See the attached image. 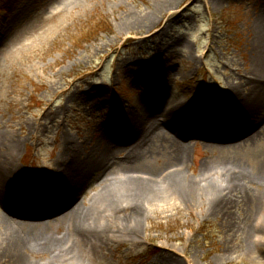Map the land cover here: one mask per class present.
<instances>
[{
	"label": "rangeland",
	"instance_id": "obj_1",
	"mask_svg": "<svg viewBox=\"0 0 264 264\" xmlns=\"http://www.w3.org/2000/svg\"><path fill=\"white\" fill-rule=\"evenodd\" d=\"M65 1L61 7L54 0H5L0 14V133L23 142L17 163L31 178L36 201L52 195L47 183L59 174L48 168H58L64 138L77 142L81 153L100 149L102 131L116 113L139 109L160 91L191 101L180 118L188 123L209 104L222 111L229 90L245 94L254 77L250 26L264 0ZM29 97L35 109L28 107ZM196 137L183 141L185 174L192 180L207 158L234 157L250 178L264 165V139L220 148ZM170 161L169 150L146 158L159 172ZM135 167L131 162L127 171ZM120 170L113 165L110 172L118 176ZM96 183L91 178L82 187L77 203L87 205L98 196ZM239 194L247 196L232 204L230 219L205 212L200 200L194 206L168 202L149 212L133 242H110L103 263L163 264L157 252L169 251L176 264H264V215L256 214L264 211L263 180L248 179ZM130 214L125 211L114 223L122 226ZM69 227L66 219L61 229L51 224V232L60 238ZM76 248L80 253L82 247ZM26 257L35 264L52 258L35 251Z\"/></svg>",
	"mask_w": 264,
	"mask_h": 264
},
{
	"label": "bare ground",
	"instance_id": "obj_2",
	"mask_svg": "<svg viewBox=\"0 0 264 264\" xmlns=\"http://www.w3.org/2000/svg\"><path fill=\"white\" fill-rule=\"evenodd\" d=\"M54 1L61 7L66 4L65 0ZM171 5L164 6L161 14ZM250 31L254 35V71L250 75L255 78H249L245 94L232 87L222 111L209 104L183 123L180 118L191 101L186 103L160 91L145 98L139 109L118 112L113 123L102 131L100 149L92 146L81 153L77 142L64 138L56 158L58 168H48L52 175H59L47 183L53 192L43 201H36L31 178L19 169L17 158L23 142L10 137L9 132L7 136L0 133V148L6 151H0V263L35 264L26 257L35 251L50 254V264H104L110 242L125 244L138 238L141 222L149 212L157 213L171 201L194 206L200 200L205 212L230 219L232 204L247 196L239 193L248 179L264 183V165L250 178L234 157L219 161L207 158L199 177L192 180L185 174L187 146L183 141L198 136L220 148H229L264 139V4L256 12ZM162 150H169L171 166L162 172L150 169L147 155L157 157ZM122 151L130 152L118 164ZM131 162L136 167L129 172ZM113 165L120 166V175L111 174ZM91 178L98 181V196L87 205L77 203L78 193H83L82 187ZM15 182L18 185L14 190ZM48 209L55 211H49V218L62 216L52 223L42 220ZM125 211L131 212V220L116 225L115 220ZM256 214L262 216L264 211ZM66 219L71 227L55 238L51 224L61 229ZM77 245L82 247L80 253ZM157 253L163 264H176L169 251Z\"/></svg>",
	"mask_w": 264,
	"mask_h": 264
}]
</instances>
